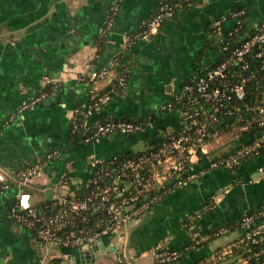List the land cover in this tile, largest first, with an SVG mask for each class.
I'll list each match as a JSON object with an SVG mask.
<instances>
[{"label":"crops","instance_id":"0c3cea01","mask_svg":"<svg viewBox=\"0 0 264 264\" xmlns=\"http://www.w3.org/2000/svg\"><path fill=\"white\" fill-rule=\"evenodd\" d=\"M159 1L0 0V182L15 178L22 167L41 164L34 183L39 190L12 184L0 191V264H153V251L159 246L183 252L174 264H229L235 259L233 254L213 259L236 239L233 231L207 237L205 245L184 252L189 242H195L188 226L194 224L203 234L264 202V176L258 181L250 177L251 171L264 166V154L234 169H207L203 161L195 164L197 176L187 185L172 188L119 229L93 238H101L111 251L93 260L84 257L83 263L79 249L39 243L8 211L25 196L28 203H36L45 200L46 189L66 193L68 184L84 185L92 158L106 161L117 153L143 151L155 133L179 128L178 113L161 106L172 99L182 81L217 61L215 47L206 46L210 23L240 2L196 0L152 36L128 47L127 40L155 13ZM247 2L246 24L251 30L264 12V0ZM113 10L118 11L109 21ZM230 24L226 21V26ZM97 40L102 42L100 48ZM122 52L131 66L125 89L83 118L82 126L108 118L151 120L131 135L112 134L69 146L76 106L81 110L89 90L93 86L101 90L109 81L91 80L90 72L107 66ZM45 80L49 84L43 87ZM41 91H45L41 101L23 108ZM54 92L55 100L48 102ZM231 129L234 126L229 136L226 133L216 143L212 156L244 144L239 132L231 136ZM205 207L208 211L197 221L195 213ZM184 220L189 222L182 224ZM121 245L126 255L123 263L115 257ZM54 259L59 261L52 263Z\"/></svg>","mask_w":264,"mask_h":264},{"label":"built area","instance_id":"2783aa9c","mask_svg":"<svg viewBox=\"0 0 264 264\" xmlns=\"http://www.w3.org/2000/svg\"><path fill=\"white\" fill-rule=\"evenodd\" d=\"M244 13V10L239 9L230 17L222 16L211 21L210 28L220 44L221 59H217L200 75L181 83L172 99L161 106V110L176 111L180 118L177 130L164 133L169 137L166 141L119 162L115 161L116 157L113 155L106 165L103 164L104 160L92 158L87 181L93 185V189L87 196L77 199L70 194L68 196L67 193L53 190L50 201L56 211L46 215L34 206L35 203H28V198L27 207L19 199L9 206L12 219L23 228L31 230L39 243H49L58 248L84 249L93 238H88L85 242V238L66 228L75 224L76 217L86 220L84 213L89 209H98L107 215L109 226L101 231V235L105 236L148 211L161 199L159 188L165 189V185H169L171 189L185 186L195 179V164L199 160L205 162L204 168L207 169H234L259 155L264 134L251 145L241 144L218 157L211 155L216 143L227 133L226 128L215 129L214 126H234L240 134L249 130L250 126H264V12L252 34L234 44L230 38L241 27L240 16ZM172 14L173 9L168 4L160 6L148 21L143 34L138 38L133 37L134 41L152 36L159 30L163 20ZM228 20L231 24L226 26ZM134 41L128 39L127 46L130 47ZM124 58L125 52L119 53L107 66L90 72L91 80L109 79L106 83L108 89L97 95L99 88L93 86L90 92L94 94L91 101L82 106V115L89 116L98 111L111 99V94L126 86V67H121L114 82L111 78L118 59ZM45 81L43 87L49 84L48 80ZM44 97L45 91H41L23 108L37 104ZM140 129L139 124L130 120H107L97 124L85 141L91 142L112 134L131 135ZM40 168L41 164L38 162L25 169L20 173L17 185L26 187L34 184L40 175ZM259 171L264 172V166ZM6 188V185H2L0 191ZM207 209L209 208L205 207L195 213V219L200 220ZM262 216L264 211L241 218L243 233L235 244H245V255L236 257L237 254L229 264H264V221L257 222ZM188 228L191 241H195V244L207 240V236L195 228L194 224H190ZM225 232L226 229L220 228L214 235L220 236ZM256 245L260 247L254 249L253 246ZM119 248L115 251V257L119 263H123L126 260L123 252L125 249L123 245ZM232 252V247L227 246L218 251L213 259L223 260ZM180 256L178 250L159 246L153 251V264H173Z\"/></svg>","mask_w":264,"mask_h":264},{"label":"trees","instance_id":"16d2710c","mask_svg":"<svg viewBox=\"0 0 264 264\" xmlns=\"http://www.w3.org/2000/svg\"><path fill=\"white\" fill-rule=\"evenodd\" d=\"M248 0H239L240 4L233 8L232 10L228 11L227 14L225 16L230 17L231 14L239 9L244 10V14L242 16H240V18L242 19V25L240 28H238V30L232 35V37L230 38V40L232 41V43L237 44L240 41H243L244 39H246V37L250 34H252L253 29L249 30L248 26L246 24V18H247V14L250 8V3L247 2ZM196 3V0H160L158 2V6L157 9L155 11V13L147 20L146 23L142 24L141 27H139V29L132 34V37L130 38L132 41H134L133 37L138 38L140 35L143 34V32L146 30L147 28V23L148 21L157 13L158 9L160 6L164 5V4H168L172 9H173V14L171 17L166 18L165 20H163L161 26L163 24H165L166 22L170 21L171 19H173L176 15V13L179 10H182L184 8H188L192 5H194ZM118 11V10H117ZM117 11L113 10L109 13L108 16V20L109 21H113L114 20V14L112 16V13H116ZM106 28V25L104 26ZM212 33L214 34V32L211 30V28H209V34ZM101 40H105V36L104 34L100 35ZM212 39V41H211ZM210 39V43H206V46L209 47L211 45V47H215L216 50V54H217V58L220 60L221 59V48H220V44L219 42H217L216 36L214 34V36H212V38ZM226 40H229L227 38H225ZM99 40V39H98ZM97 40V44L98 47L100 48V45H102V42L100 43V41ZM137 40V39H136ZM120 58V57H119ZM213 65V64H212ZM212 65H210L209 67H211ZM121 67H126L127 68V72H126V79H125V83L127 84L129 77L131 76V66L128 63V61L124 58V60L122 59H118V62L116 64V66L113 68L112 74H111V78H112V82L115 81V76L118 74V72L120 71ZM207 67V68H209ZM206 68V69H207ZM205 69V70H206ZM205 70L203 71H199L195 76L200 75L201 73H203ZM193 76V77H195ZM193 77H190L189 79H186L184 81H182L181 83L185 82V81H189L191 80ZM180 83V84H181ZM108 89V86L106 85L104 88H102L101 90L97 91L96 94L100 95L103 92H105ZM125 89V87H123L122 89L120 88L119 90L117 89V91L113 94H111V98L114 97L115 95L119 94L120 92H122ZM93 92H88V96H87V101L90 102L91 101V96L93 95ZM96 95V96H97ZM75 114L76 116L73 118L72 122H71V128H70V137L68 140V145H77L78 142L80 140L85 141V139L88 137V135L91 134L92 130L94 129V127L99 124V123H103L107 120H114L115 118H108V119H100L99 121H97L95 124L85 127L82 126V122H83V118L88 117V116H84L82 115L81 111H80V105H77L75 108ZM117 119V118H116ZM119 119H123V120H130L133 121L137 124H139L140 126H144L146 125L151 119H139V120H133L130 118H119ZM76 126V127H74ZM233 126H214L215 129H230ZM264 134V126L259 127V126H250L249 130L244 131L241 133V138L244 142V144L247 145H251L255 142V140L257 138H259L261 135ZM168 135L164 134V133H155L148 141V147L145 150H149V149H153L155 148L157 145L161 144L163 141H166L168 139ZM141 152V151H140ZM140 152H126V153H117L115 154V161L119 162L125 158H129V157H134L136 154L140 153ZM264 154V141L262 142L261 147L259 148V155ZM258 156V155H257ZM108 160L103 161L104 165H106ZM201 160H199L200 162ZM32 165H28L25 167H22L20 170L17 171V174L15 175V178H13L12 180H4L3 182H0V186L2 185H6L7 187H11L12 184L17 185V182L19 180V175L21 172H23L25 169L31 167ZM89 178V177H88ZM63 182V181H61ZM25 189H27L28 191H37L40 189V186H37L35 184H30L26 187H24ZM93 189V185H91L89 183V181L86 180L84 185H73V184H68V191L66 192L67 195L69 196L72 195V197L77 198V199H82L85 196H87L89 194V192ZM4 190V189H2ZM171 190V187L169 185H165V189L164 188H159V192L162 195L161 197H163L164 195H166L169 191ZM38 210H40L43 215L46 214H53L56 211V208H53V206L51 205V201L50 200H44L42 199L39 202H36L34 205ZM264 211V202H261L249 209H247L245 212H243L239 217H237L235 220L224 223L223 225H217V226H213L211 228H209V230L207 232H204L203 234L206 235L209 239H212L214 237H218V235H214V233L220 229V228H224L226 229L225 234L228 232H236L237 237L233 242L229 243V246L232 247L233 252L232 254L234 256L238 257L239 255H245L244 252V246L245 244L242 245H236L235 243L237 242V240L240 238V236L243 233L242 228L240 227V220L244 215L247 214H251V213H258V212H262ZM86 216V220L82 221L80 219V217H76V221L75 224L73 226H68L66 229L67 230H72L76 235L82 236L83 238H85V242L86 239L88 238H95V237H99L101 236V231L102 229H104L106 226H109L108 223V217L105 214L104 211L101 210H92L89 209V211H86L85 213ZM264 221V216L259 217L257 222H263ZM189 222V220H184L182 221V224H187ZM28 230V229H26ZM29 233L34 237V233L31 230H28ZM207 242V240H205L204 242H199L197 244L193 243V242H189L187 244V246L185 247V249L183 250L185 251H189L191 249L200 247L202 245H205ZM260 247V245H256L253 246L254 249H258ZM180 252L181 255H183V252L178 250ZM235 257V258H236ZM59 259H54L52 260V263H56L58 262ZM174 264V263H173ZM203 264V261L202 263Z\"/></svg>","mask_w":264,"mask_h":264},{"label":"water","instance_id":"95a60500","mask_svg":"<svg viewBox=\"0 0 264 264\" xmlns=\"http://www.w3.org/2000/svg\"><path fill=\"white\" fill-rule=\"evenodd\" d=\"M55 96H56V92H54L48 99L47 101H54L55 100ZM47 101H43V103H47ZM53 191L51 189H46L45 190V200H50L52 197ZM28 196H25L22 199V203L25 205L27 204L26 199ZM119 229V227L117 228ZM89 249H79V254H80V260L83 263V258L85 257L86 259H91L93 260L95 257L99 256L100 253L102 252H110L111 249L105 247V245L103 244V241L101 238L98 239H93L88 243V247ZM106 249V251H105Z\"/></svg>","mask_w":264,"mask_h":264},{"label":"rangeland","instance_id":"374dc122","mask_svg":"<svg viewBox=\"0 0 264 264\" xmlns=\"http://www.w3.org/2000/svg\"><path fill=\"white\" fill-rule=\"evenodd\" d=\"M212 36H214V34L210 33V39L212 38ZM232 130V129H231ZM239 131L237 129L234 128V130H232V134L231 136H235L236 133H238ZM228 136L230 134V129L227 130ZM225 135V134H224ZM264 176V173L260 172L259 170H253L250 172V177L253 181H258L261 177Z\"/></svg>","mask_w":264,"mask_h":264},{"label":"clouds","instance_id":"9594fccd","mask_svg":"<svg viewBox=\"0 0 264 264\" xmlns=\"http://www.w3.org/2000/svg\"><path fill=\"white\" fill-rule=\"evenodd\" d=\"M24 206L27 207V204H25Z\"/></svg>","mask_w":264,"mask_h":264}]
</instances>
